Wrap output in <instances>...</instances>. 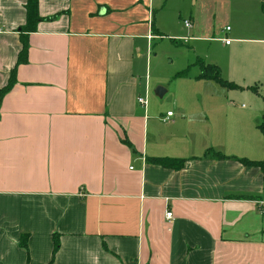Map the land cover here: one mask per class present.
<instances>
[{
  "label": "crops",
  "instance_id": "0c3cea01",
  "mask_svg": "<svg viewBox=\"0 0 264 264\" xmlns=\"http://www.w3.org/2000/svg\"><path fill=\"white\" fill-rule=\"evenodd\" d=\"M25 3L0 0V264H264L260 0H38L60 16L23 36ZM222 15L230 56L198 59L238 88L187 67L166 102L140 98L134 52L166 36L157 18L199 42ZM248 90L262 105L234 103Z\"/></svg>",
  "mask_w": 264,
  "mask_h": 264
},
{
  "label": "rangeland",
  "instance_id": "374dc122",
  "mask_svg": "<svg viewBox=\"0 0 264 264\" xmlns=\"http://www.w3.org/2000/svg\"><path fill=\"white\" fill-rule=\"evenodd\" d=\"M210 16L212 17V15ZM210 16L208 24H215V28L212 33L207 36L209 40L202 39L203 36H199V42H192L188 39L187 42H184L181 37H188L190 35H187V32L182 25H178L180 21H178V19L173 21L171 18L163 16L157 18V24L163 29H166V31L167 28L172 26V29L168 32L161 31V33H165L163 35L166 36H157L158 34L156 35L155 31L153 34V40L149 45L146 39L137 40L140 52L136 53L135 49L134 56L136 62V75L139 79L141 89H139V93L141 92L139 96L140 98L148 99L149 96L152 98L151 100H155V102H166L170 98V94L159 99L155 96L154 91L157 87L163 89L169 87V89L172 90L174 84L178 82L174 79L176 73L185 70L187 67H190L191 74L197 73L199 67L197 65H192L198 58L204 61L205 59L216 60L222 65L221 60L230 56V50L235 45V42H232L233 44L230 47L225 46L221 42V39L225 37V34L220 33V30L226 26L224 25L226 15H222V17L216 16L213 22ZM204 25L205 22H202V27ZM228 38L233 41L232 36L228 35ZM249 38L250 36L245 34L240 36V39L242 40ZM241 46L244 47L247 46V44L244 43ZM145 88L148 89L147 96L145 95ZM236 94L241 95L237 97L239 100L234 102L239 108L243 107L249 109V107L254 106V102L262 105L261 98L256 96L250 90L240 91V93L237 92ZM218 96L223 95L219 93ZM165 97L166 99L164 100ZM258 120H262L260 116L258 117Z\"/></svg>",
  "mask_w": 264,
  "mask_h": 264
},
{
  "label": "trees",
  "instance_id": "16d2710c",
  "mask_svg": "<svg viewBox=\"0 0 264 264\" xmlns=\"http://www.w3.org/2000/svg\"><path fill=\"white\" fill-rule=\"evenodd\" d=\"M260 7H261V12L264 15V0H260ZM24 10L26 13V22L25 25L20 29V32L22 33L23 36H27L28 34L34 33L36 31L37 25L43 21H54L57 19L60 14L53 15L48 18H41L39 15V9H38V0H26V3L24 5ZM27 49L28 45L25 41V37L22 38L21 42V51L18 55V60H17V65L21 64L22 62H25V57L27 54ZM194 65L199 66V69L201 71L199 75V79H211L215 82H217L219 85H221L223 88L227 89H236L238 88L237 86L228 83L224 80L221 79L219 70L216 66H209L205 65L200 59L196 61ZM189 69L184 70L182 72H179L175 75V78H185L188 76ZM10 89V84L1 91L0 97L4 95L8 90ZM252 92L257 93L256 87H251L250 88ZM262 100L264 102V90L262 94ZM258 129L261 132V134L264 136V115H263V120L261 123L258 125ZM214 156L216 158H223L222 155L218 153H213V151H209L206 153V155ZM154 164L165 167V168H170L173 165V161L171 160H151ZM184 164V161H178V164L176 169H180L182 165ZM243 164L246 166H258V167H263V162H249V161H244ZM20 246L23 248L25 251L27 250V238L22 237L20 240ZM59 249V243L57 237L53 238V251H52V260L57 253ZM51 260V261H52Z\"/></svg>",
  "mask_w": 264,
  "mask_h": 264
},
{
  "label": "built area",
  "instance_id": "2783aa9c",
  "mask_svg": "<svg viewBox=\"0 0 264 264\" xmlns=\"http://www.w3.org/2000/svg\"><path fill=\"white\" fill-rule=\"evenodd\" d=\"M184 26L187 27V28H189L190 27L189 22L188 21H184ZM229 30H230L229 27H225L223 29L222 33H227V32H229ZM223 43L225 45H228L230 43V41L224 39L223 40ZM138 103L141 104V105H144L145 104L142 99H138ZM171 117H172V113L171 112L167 113L166 114V117L163 119V122L169 121ZM165 219L168 220V221L171 220L172 219V214L170 212H167L166 215H165Z\"/></svg>",
  "mask_w": 264,
  "mask_h": 264
},
{
  "label": "water",
  "instance_id": "95a60500",
  "mask_svg": "<svg viewBox=\"0 0 264 264\" xmlns=\"http://www.w3.org/2000/svg\"><path fill=\"white\" fill-rule=\"evenodd\" d=\"M154 94L156 97H158L159 99H161L163 97V95L165 94V90L161 87H157L154 91Z\"/></svg>",
  "mask_w": 264,
  "mask_h": 264
}]
</instances>
